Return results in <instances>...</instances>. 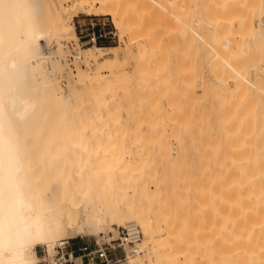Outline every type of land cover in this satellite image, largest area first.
Returning a JSON list of instances; mask_svg holds the SVG:
<instances>
[{
	"label": "bare ground",
	"instance_id": "bare-ground-1",
	"mask_svg": "<svg viewBox=\"0 0 264 264\" xmlns=\"http://www.w3.org/2000/svg\"><path fill=\"white\" fill-rule=\"evenodd\" d=\"M174 1L0 0V264H55L56 247L65 237L92 235L102 217L108 229L140 227V241L125 247L126 264H135L142 253L155 264H197L189 254L196 248L202 253L204 235L189 227L170 229L163 215H155L152 199L166 192L165 184L179 180L164 213L174 204L194 213L189 195L200 193L197 174L210 168L228 178L240 166L246 204L225 218L224 212L215 216L212 248L216 264H264V116L241 117L245 100L264 98V68L253 64L247 70L240 56L231 54L244 47L240 31L252 13L264 27V0H201L195 27L191 7L180 4L185 12L178 14L165 4ZM78 13L110 16L128 43L122 50L77 47L72 72L62 57L69 53L65 43L77 39L71 18ZM177 23L205 45L213 79L207 88L232 100L208 112L203 145L212 144L214 130L226 138L213 168L205 150L193 159L195 146L182 131L180 89L158 78L169 69ZM255 32L264 38V30ZM54 41L57 51L43 53ZM129 61L135 65L126 73ZM64 73L66 95L57 82ZM249 127L257 129L236 133ZM221 192L216 189V195ZM171 241L182 262L174 255L165 259ZM37 247L45 249L44 259Z\"/></svg>",
	"mask_w": 264,
	"mask_h": 264
},
{
	"label": "rangeland",
	"instance_id": "rangeland-1",
	"mask_svg": "<svg viewBox=\"0 0 264 264\" xmlns=\"http://www.w3.org/2000/svg\"><path fill=\"white\" fill-rule=\"evenodd\" d=\"M200 1L201 0H177L174 1V3L166 2L165 4H168L167 6H170L169 8L171 9L175 8L174 11H180L178 14H182L183 12H185H182V10L180 9L181 5L185 8L186 6H188L189 10L192 9L190 11L191 15L189 14V17L191 16L190 23L192 27H195L194 21L196 20V17L198 15L196 14V16L194 12L195 8L199 9L200 6L198 5L203 4L202 2L201 4ZM186 13L189 12L187 11ZM187 16L188 15L186 14V17ZM111 21V17L106 15L86 16L84 14L78 13L76 14V16H72L71 23L73 24L77 39L70 40L69 42L65 43L67 46L66 48L69 50V53L63 54L62 63L64 64L65 62L66 66L70 68L72 72L74 71L75 67L73 66V63L75 59L73 55H75L74 50L77 47L78 49H85L96 45L99 47H118L120 50H122V48L128 43L126 40L127 38L121 37V34L119 33L118 29L114 27ZM90 23H94L93 30L96 32V34L102 35V37L98 39L100 41V44H97V41L95 44H93L89 40L88 33L91 32V26L89 25ZM237 24H239L237 23V21L233 23L235 29H237ZM174 28L176 30H174ZM174 28L173 31L176 32H173L172 37L175 38L176 44L174 47H172L169 52V54L171 53L168 59L169 69L167 71H163V73L159 75L158 78L162 79L161 83H159L166 86L177 85L180 89L181 95L179 101L183 106V117L185 120V126L184 124H182V131L184 132L186 139H191V143L195 146L193 147V159H195L196 161V156L199 153L203 152V150H205L211 157V160H209L208 165L213 168L216 163L218 154L223 150V144L226 141V138L224 134L220 133L219 129L214 130L211 133L213 134V137H210V140H208H212V144L203 145V136L206 134V130L208 127L207 117L212 114L213 109L216 113V110L220 109L222 106H229L232 100L230 96H225V98L217 97L212 90L207 88L209 83H212L213 85V79L210 76L209 68L206 67L205 56L207 53L205 51L204 43L198 40L192 33V31L186 29L182 25V23L175 24ZM257 29L262 31L264 30V27L259 17H255L252 13V16L242 25L240 31V37H244V47H242L241 50L234 49L231 53L232 55H234L233 57H235L236 55L237 57L240 56V58L238 59L242 60V64L244 63V66H246L245 68L247 70L249 66L253 64H257L264 68V38H262V40L257 37V35L254 36V34L256 33L255 31H257ZM49 46V48H44L43 53H46L48 51L47 49L57 51L58 45L56 41L52 42ZM129 49L135 52L136 46L130 45ZM78 64L82 66L83 63L81 62V60H78ZM134 65V61H129V63L125 67V72H132V66ZM249 72H251V69H249ZM58 78V85L62 93L66 95L68 93V84L66 81L67 74L64 73V75ZM155 83L157 84V78H155ZM233 86V83L229 84L230 89H233ZM161 101L165 103L166 98H162ZM243 103L245 104L241 108L243 110V113L241 115L243 120H248L252 115L255 114L264 116V98L259 99L257 101L248 98ZM209 110L211 111L210 114H208ZM189 128L192 129V132L189 131ZM256 129V127H249L247 129L241 128L237 130L236 133L250 134L251 131H254ZM261 141L264 144V139H262ZM170 144L172 145V148L176 146L173 142H170ZM210 171L211 173L213 171V176L210 174ZM230 172L231 173L228 178L225 177L226 172H224L223 176L216 175L214 173V170L210 168H205L202 174H197V179L199 180L198 186L200 189V193L198 195H192L190 193L189 195V198H191V201L196 204L197 207H195L196 212L194 213L186 212L181 206V204H174L170 206L168 213H164L165 206H167L172 200L171 196L174 193L173 191L177 188L179 184H181L179 180H174V184H172V186L169 185V183L165 184L166 192L164 194L155 196L152 199L154 203L152 207L156 212L155 215H163V217H165L169 221L170 229H174L176 231H183L184 229H187V227H189L194 232L196 231L204 235L206 240L203 242V247H201L202 253L200 252V255L197 254L198 252H196L198 248L195 249L196 253L193 251V253L191 252L190 254L188 249H186L187 253L193 257V260H191L194 261L195 259L196 262L198 261L197 264H216V258L214 256L211 241V231L213 229V221L215 219V216L224 212L223 217L225 218L226 213H232L238 209L241 211L246 204V176L241 170V166L238 168L233 167ZM146 185L149 188H152V180L147 179ZM229 185L231 186L229 187ZM217 188H219L222 192L216 195ZM134 196L135 195H133L132 197ZM143 202L145 203V201ZM83 212L84 211H81L80 218H83ZM99 215L102 216V212H99ZM107 225V220L102 217V222L100 223L99 227L95 229V233H93L92 235L86 233H79L75 234L74 236L71 235L65 237L66 239L64 241H67L68 245L64 251H77V249L83 245H89L91 247H94L95 244L102 246H105L108 243L113 244V241L111 240H114L115 238L114 234L116 228L124 225L110 226V229H108ZM166 232L167 230H165L163 227L161 236H165ZM171 244L172 241L165 248V254L166 252L167 254H169L168 257H165V259L168 260L171 256H175L176 258L180 259V262H182V254L178 253L174 248V251H172L173 249H171ZM170 251H172L171 254ZM175 251L178 253V255H176ZM36 253L37 256L41 259H44L46 257V252L43 247H37ZM196 254L199 256H197ZM76 255H78V253ZM115 255L116 259L119 261L120 264H126L124 253L116 251ZM141 257L142 258H140V260L135 261V264H155V259H150L146 257L144 253L141 254ZM161 259L160 260L163 262L164 257H161ZM76 262H78V260ZM40 264L48 263L47 261H44Z\"/></svg>",
	"mask_w": 264,
	"mask_h": 264
},
{
	"label": "built area",
	"instance_id": "built-area-1",
	"mask_svg": "<svg viewBox=\"0 0 264 264\" xmlns=\"http://www.w3.org/2000/svg\"><path fill=\"white\" fill-rule=\"evenodd\" d=\"M91 32L88 33L89 40L95 44L96 41L102 37L101 34H96L94 23L89 24ZM142 234L140 229L135 224H127L126 226L117 228V238L105 246L95 244L94 247L83 245L75 250L69 252L64 251L68 245L65 241L56 247V254L54 256L55 264H120L116 259L115 252L124 253L126 258L125 247H133L140 241ZM78 253V255L75 254ZM78 260V262H76Z\"/></svg>",
	"mask_w": 264,
	"mask_h": 264
},
{
	"label": "trees",
	"instance_id": "trees-1",
	"mask_svg": "<svg viewBox=\"0 0 264 264\" xmlns=\"http://www.w3.org/2000/svg\"><path fill=\"white\" fill-rule=\"evenodd\" d=\"M97 44H100V41L99 40H97ZM75 254H77V252H75Z\"/></svg>",
	"mask_w": 264,
	"mask_h": 264
}]
</instances>
